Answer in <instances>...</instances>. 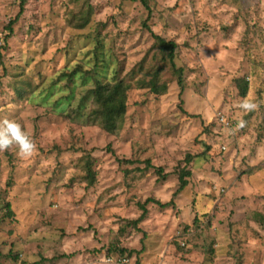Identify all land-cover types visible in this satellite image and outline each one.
<instances>
[{"label":"rangeland","instance_id":"1","mask_svg":"<svg viewBox=\"0 0 264 264\" xmlns=\"http://www.w3.org/2000/svg\"><path fill=\"white\" fill-rule=\"evenodd\" d=\"M148 5L0 0V119L37 146L0 151V264H264V0ZM121 81L111 133L91 92Z\"/></svg>","mask_w":264,"mask_h":264},{"label":"trees","instance_id":"2","mask_svg":"<svg viewBox=\"0 0 264 264\" xmlns=\"http://www.w3.org/2000/svg\"><path fill=\"white\" fill-rule=\"evenodd\" d=\"M135 2H141L143 5L148 6V0H131ZM155 39L158 41V43L165 49V51L168 53L167 57L169 59V62L171 63L174 71L178 75V83L181 87V93L185 90V84H184V78H183V72L180 68H177L175 59H176V44L173 41H167L164 38H161L159 36H154ZM247 84L246 85H240V91L243 96L247 95ZM152 90L155 93H161L164 92L163 88H166L165 85H159L157 82L152 83ZM127 92L128 87L124 85V83L116 82L115 84H98L93 90H92V96L94 98V101L97 105V110L94 112L95 119L102 125L103 129L107 132L115 133L120 130L124 115L126 114L127 106ZM92 171L89 170V173ZM157 172L161 175L162 170L159 169ZM190 172H184L180 175V186L178 190L175 192L174 197L181 193L187 186H188V177H190ZM149 203L157 204L160 207H168L170 205H173V201L163 204L157 200L148 199L145 201L143 205H141V208L143 210V213L139 220L135 222L137 224L139 221H142L146 214H147V205Z\"/></svg>","mask_w":264,"mask_h":264},{"label":"clouds","instance_id":"3","mask_svg":"<svg viewBox=\"0 0 264 264\" xmlns=\"http://www.w3.org/2000/svg\"><path fill=\"white\" fill-rule=\"evenodd\" d=\"M239 107L251 111L258 107L256 103L244 100ZM246 122L240 120L238 128L245 127ZM13 145L18 146V155L22 158L31 157L37 150L35 141L22 129L20 123L7 117L0 119V151L8 150Z\"/></svg>","mask_w":264,"mask_h":264}]
</instances>
